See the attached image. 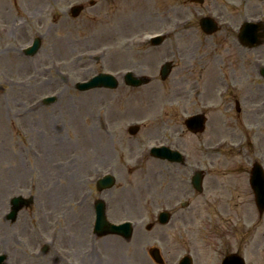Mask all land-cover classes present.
<instances>
[{"label":"rangeland","instance_id":"1","mask_svg":"<svg viewBox=\"0 0 264 264\" xmlns=\"http://www.w3.org/2000/svg\"><path fill=\"white\" fill-rule=\"evenodd\" d=\"M76 2L84 7L72 17L67 8ZM258 11L264 12V2L257 0H0V252L7 264H64L57 257L62 250L79 260L89 251L94 264H156L147 252L151 245L165 264H176L182 253L193 264H219L230 251L246 264H264V212L258 215L247 182L254 158L264 168V77L252 66L254 58L264 61V43L243 50L235 39L242 20ZM199 12L213 14L223 27L211 36L197 32ZM163 26L176 31L161 45H131V38ZM33 34L41 38L38 51L19 54L17 46ZM165 60L174 67L161 81ZM49 63L56 66L41 72L40 64ZM124 66L152 81L131 87L119 79L114 89L85 91L73 86ZM225 81L229 89L222 95ZM49 93L57 99L40 102ZM202 109L206 131L192 135L182 120ZM132 123L140 125L135 134L127 132ZM163 131L186 150L184 165L148 154L147 145ZM241 137L238 148L209 154L202 148ZM194 165L205 169L201 193L189 184ZM102 170L116 181L98 192L92 178ZM19 193L33 204L8 219V198ZM99 196L108 202V218L136 223L130 240L87 238ZM182 200L191 204L178 206L168 224L145 229L158 207ZM42 242L48 247L37 255Z\"/></svg>","mask_w":264,"mask_h":264},{"label":"water","instance_id":"2","mask_svg":"<svg viewBox=\"0 0 264 264\" xmlns=\"http://www.w3.org/2000/svg\"><path fill=\"white\" fill-rule=\"evenodd\" d=\"M74 13H76V12L74 11ZM164 65L166 66L167 64H164ZM164 67H163V70H164ZM127 81H129L131 83H139L140 82V80H133V79H129V78L127 79ZM114 84H115V80L111 79L110 77L102 76V75H96L90 80L89 86H92V85H109V86H113ZM192 120H193V122L190 125L191 129L196 130V129H201L202 128V126L198 125V122L199 121L201 122V119H199L198 117L197 118L193 117ZM134 129L135 128L131 129V131H134ZM153 153L155 155H159V153H156V152H153ZM109 178L106 180L107 182L106 181L104 182L105 184H101V183L100 184L104 185V186L105 185H110L112 183V177H109ZM199 179H200V175L199 174H196L193 177V183H194V185L197 188H199L198 187ZM252 183H253V181H251V184ZM259 183H261V182L259 181ZM259 189L257 191L255 190V192H256V203H257L259 209H263V207H264V184L260 185ZM18 207H19V204L15 203L14 207H13V210L11 211L10 215H13V213L17 210ZM96 208H97V211H98V219H99V227L97 228V231L99 233L118 232V233H122V234H124L126 236L129 235L130 227H128V225L125 224V225L121 226L120 228L119 227H112V225H108L105 222V220H104L102 206L101 205H97ZM230 257L231 256H228V257L224 258V264H243L241 262V260L239 258H237L235 255H233V257H236L235 259L234 258H230ZM0 264H2L1 263V259H0ZM188 264H190V262H188Z\"/></svg>","mask_w":264,"mask_h":264},{"label":"bare ground","instance_id":"3","mask_svg":"<svg viewBox=\"0 0 264 264\" xmlns=\"http://www.w3.org/2000/svg\"><path fill=\"white\" fill-rule=\"evenodd\" d=\"M137 166V165H136Z\"/></svg>","mask_w":264,"mask_h":264}]
</instances>
